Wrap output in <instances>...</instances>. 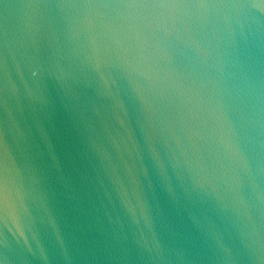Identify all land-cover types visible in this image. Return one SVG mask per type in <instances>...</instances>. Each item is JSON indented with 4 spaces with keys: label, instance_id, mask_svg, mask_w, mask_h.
<instances>
[{
    "label": "water",
    "instance_id": "obj_1",
    "mask_svg": "<svg viewBox=\"0 0 264 264\" xmlns=\"http://www.w3.org/2000/svg\"><path fill=\"white\" fill-rule=\"evenodd\" d=\"M0 264H264V0H0Z\"/></svg>",
    "mask_w": 264,
    "mask_h": 264
},
{
    "label": "snow or ice",
    "instance_id": "obj_2",
    "mask_svg": "<svg viewBox=\"0 0 264 264\" xmlns=\"http://www.w3.org/2000/svg\"><path fill=\"white\" fill-rule=\"evenodd\" d=\"M125 4H133L151 10L153 8L175 6L179 0H121ZM7 176L5 175L2 166H0V198L7 192Z\"/></svg>",
    "mask_w": 264,
    "mask_h": 264
}]
</instances>
